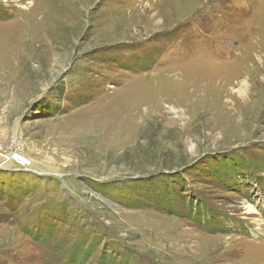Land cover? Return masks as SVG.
<instances>
[{
	"label": "rangeland",
	"instance_id": "obj_1",
	"mask_svg": "<svg viewBox=\"0 0 264 264\" xmlns=\"http://www.w3.org/2000/svg\"><path fill=\"white\" fill-rule=\"evenodd\" d=\"M223 161L264 170V0H0V264H264Z\"/></svg>",
	"mask_w": 264,
	"mask_h": 264
},
{
	"label": "trees",
	"instance_id": "obj_2",
	"mask_svg": "<svg viewBox=\"0 0 264 264\" xmlns=\"http://www.w3.org/2000/svg\"><path fill=\"white\" fill-rule=\"evenodd\" d=\"M222 164L223 165L221 166V168L216 170L215 176L220 175L222 172H224L225 174L223 173V175H227V177H229V178H232V177L235 178L234 177L235 174L241 175V174L247 173V174H249V176H251L252 179L256 178L254 180L256 182V184H259V182H260L259 178H258V175L256 176V173H258L260 171H264V170H259L260 168L258 169L259 171L255 170V168H254L255 166L252 163H250L249 161L246 164L245 163H241L243 165L241 167H240V165H241L240 163L238 164V163H233V162L231 163V162L223 161ZM250 172H252V173H250ZM7 179H9V177ZM135 182H137V181H135ZM5 183L8 184V180H6V182H3V183L1 181V183H0V193L1 194L5 193V191L2 190V188L6 187ZM133 183H134V181H133ZM232 185L235 187V184H232ZM9 187H10V185H9ZM17 189L18 188H14V190H17ZM237 190H236V194L240 197V199L245 198V197H242V196H244V191H242V190L241 191L240 190L237 191ZM123 203L127 204L130 207L134 206L133 205L134 203H133L132 199L124 201ZM136 205L137 206H142V204L139 205V203H137ZM191 205H192V208H194L196 210L195 219H197L198 221L200 220V223L203 220L205 221L207 219L219 221L221 218L225 217V216L224 217L219 216V215L215 214V212L210 211L209 207L206 206L203 202L197 201L196 203L191 204ZM201 211L203 212L202 215H201L202 218L201 217L198 218L199 215L197 214V212H201ZM65 215H67V214L65 213ZM49 233H51V231ZM50 238H51V236L45 235L44 239H50ZM95 246H96V244L93 243L92 246L88 247L85 250V248H84L85 247V243H83V244L77 243V246L70 252L68 258H71L72 262H74V261H79L80 262L84 258H87V257H89L91 255V253L94 250ZM98 262H99L98 264H106L104 262L103 258H101L100 261H98ZM69 264H72V263H69Z\"/></svg>",
	"mask_w": 264,
	"mask_h": 264
},
{
	"label": "bare ground",
	"instance_id": "obj_3",
	"mask_svg": "<svg viewBox=\"0 0 264 264\" xmlns=\"http://www.w3.org/2000/svg\"><path fill=\"white\" fill-rule=\"evenodd\" d=\"M34 4H36V2H34ZM247 87H248V84L247 83H243L242 88L240 89V91H241L242 94L246 92V88ZM249 209H250L249 210L250 212H254V210L252 208H249ZM257 222H258V220H257Z\"/></svg>",
	"mask_w": 264,
	"mask_h": 264
}]
</instances>
